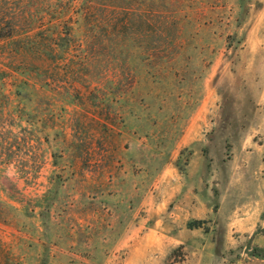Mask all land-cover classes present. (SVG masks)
<instances>
[{
  "label": "rangeland",
  "instance_id": "obj_1",
  "mask_svg": "<svg viewBox=\"0 0 264 264\" xmlns=\"http://www.w3.org/2000/svg\"><path fill=\"white\" fill-rule=\"evenodd\" d=\"M257 182L264 0H0V264H264Z\"/></svg>",
  "mask_w": 264,
  "mask_h": 264
},
{
  "label": "crops",
  "instance_id": "obj_2",
  "mask_svg": "<svg viewBox=\"0 0 264 264\" xmlns=\"http://www.w3.org/2000/svg\"><path fill=\"white\" fill-rule=\"evenodd\" d=\"M230 192L231 202L228 206L231 212L227 220L230 239L227 241L239 243L244 238L252 237L259 227L264 226V182L254 183L250 190L245 189V184L234 183ZM171 238L177 243L172 245L168 254L183 242L177 233ZM255 240L263 241L264 234L256 235Z\"/></svg>",
  "mask_w": 264,
  "mask_h": 264
},
{
  "label": "trees",
  "instance_id": "obj_3",
  "mask_svg": "<svg viewBox=\"0 0 264 264\" xmlns=\"http://www.w3.org/2000/svg\"><path fill=\"white\" fill-rule=\"evenodd\" d=\"M199 222H200V220H199ZM192 226H196V225H192V224H190L189 227H192ZM198 226H199V225H198ZM255 249H258V250H260V251H264V249L259 248V247H256ZM258 255H262V253L258 252Z\"/></svg>",
  "mask_w": 264,
  "mask_h": 264
}]
</instances>
